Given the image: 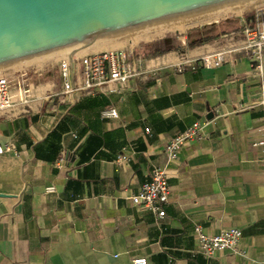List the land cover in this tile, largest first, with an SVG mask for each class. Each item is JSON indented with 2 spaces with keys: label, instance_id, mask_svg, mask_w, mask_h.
<instances>
[{
  "label": "crops",
  "instance_id": "0c3cea01",
  "mask_svg": "<svg viewBox=\"0 0 264 264\" xmlns=\"http://www.w3.org/2000/svg\"><path fill=\"white\" fill-rule=\"evenodd\" d=\"M252 18L156 41L160 55L131 51L157 78L108 95H62L59 66L30 73L31 103L0 111V264H264V148L253 146L264 138V78L241 33ZM222 51L217 68L177 70ZM112 109L119 120L104 117ZM196 121L210 122L208 138L168 163L166 144ZM124 149L131 160L117 165ZM155 167L171 191L161 219L131 201ZM197 224L209 236L240 229L238 251L198 253Z\"/></svg>",
  "mask_w": 264,
  "mask_h": 264
},
{
  "label": "water",
  "instance_id": "95a60500",
  "mask_svg": "<svg viewBox=\"0 0 264 264\" xmlns=\"http://www.w3.org/2000/svg\"><path fill=\"white\" fill-rule=\"evenodd\" d=\"M258 1L0 0V73Z\"/></svg>",
  "mask_w": 264,
  "mask_h": 264
},
{
  "label": "built area",
  "instance_id": "2783aa9c",
  "mask_svg": "<svg viewBox=\"0 0 264 264\" xmlns=\"http://www.w3.org/2000/svg\"><path fill=\"white\" fill-rule=\"evenodd\" d=\"M253 18L242 26L244 49L253 58V71L264 78V8L257 9ZM226 62L224 51L207 54L195 60L184 59L177 65L179 72L187 67L192 70L198 68L214 69ZM59 73L63 80L62 95L80 98L86 95H108L120 90L119 87L136 78H157L156 71L143 70L137 61L131 59L129 53L124 51H109L81 56H74L62 60L59 64ZM264 91V81H262ZM35 91L29 73H19L14 79L0 77V111L15 108L17 105L28 106ZM26 112V110L24 111ZM104 117L115 120L120 115L114 109L104 112ZM209 121H196L182 133L176 135L165 146V156L168 163H175L180 156L182 148L189 142L208 138ZM264 132V128H263ZM255 147L264 148V138L254 143ZM122 153L115 160L117 165L128 163L131 158ZM3 149L0 147V154ZM53 187L47 192H54ZM171 191L169 187V174L167 168L155 167L152 170L151 180L142 186L141 191L131 197L134 205L143 206L154 213L158 218L166 215L165 207L170 203ZM195 239L198 244V253L207 258H214L219 252H237L243 233L238 228L223 229L213 236L207 235L200 225L194 226ZM133 264H147L146 258L136 259Z\"/></svg>",
  "mask_w": 264,
  "mask_h": 264
},
{
  "label": "bare ground",
  "instance_id": "6f19581e",
  "mask_svg": "<svg viewBox=\"0 0 264 264\" xmlns=\"http://www.w3.org/2000/svg\"><path fill=\"white\" fill-rule=\"evenodd\" d=\"M260 3H263V5H262L263 7L262 8H264V0L258 1V2H255V3H251V4H248V5H244V6L238 7V8H234V9H231V10L220 12V13H217V14H213V15H209V16H206V17H202V18L191 20V21L183 22V23H180V24L168 26V27L157 29V30H154V31L142 33V34L131 36V37H128V38L116 40V41H113V42H109V43H105V44H102V45L90 47V48H87V49L79 50L76 54H74V56L78 57V56L86 55V54L108 52L109 50L116 49V48H122V47H125L127 45L131 46V47L135 46V45L137 46V44L139 42H141L143 40L146 41V40H148V39H150V38H152L154 36H157V35H161L162 36L163 34H165V33L167 34L169 32H172V33L173 32H183V31H185L188 28H191V27L194 28V26H197V25H200V24H203V23H207V22H210V21H213V20H218V18H220V17L224 18L225 16H228V15H234V16L235 15H241L242 16V14L245 11L249 10L252 7H255L257 4H260ZM150 41H151V39H150ZM62 56L66 59V58H69V56H71V54L70 55L69 54H65V55H62ZM55 58L56 57L51 58V59H47V60H44V61H40V62H37V63H33V64H30V65H26V66H23V67H19V68H16V69L17 70H21V71H29L30 69H33V68H35V69L41 68V67H44V66L48 65Z\"/></svg>",
  "mask_w": 264,
  "mask_h": 264
},
{
  "label": "rangeland",
  "instance_id": "374dc122",
  "mask_svg": "<svg viewBox=\"0 0 264 264\" xmlns=\"http://www.w3.org/2000/svg\"><path fill=\"white\" fill-rule=\"evenodd\" d=\"M263 3H260V4H257L255 7H252V8H250L249 10H247V11H245L243 14H242V16L241 15H228V16H225L224 18L223 17H220V18H218V20H213V21H210V22H207V23H203V24H200V25H197V26H194V28L193 27H191V28H188V29H186L185 31H183V32H169V33H165V34H163L162 36L161 35H157V36H154V37H152V38H150L151 39V41H150V39H148V40H143V41H141V42H139L138 44H137V46L135 45V46H125V47H122V48H116V49H112L113 51H124V52H126V53H130L131 51H133V50H136V49H139V48H143L144 46H146V45H148V44H150V43H154V42H156V41H160L161 39H165V38H176L177 36H182V35H184L187 31H189L190 29H196V28H202V27H208L209 25H211V24H214L215 22H218V21H222V20H225V19H232V18H236V19H245L246 17H248V16H250V15H252L257 9H260V8H262L263 6ZM254 9V10H253ZM159 36V37H158ZM112 50H109V51H112ZM108 51V52H109ZM78 51H76V52H72V53H68L69 55L71 54V55H74V54H76ZM62 56V55H61ZM63 57V56H62ZM62 60H64V59H62V58H60L57 62H55L54 64H50V65H46L45 66V68L44 67H42V68H37V69H43V70H40V71H36V70H32V71H30V72H27L28 74L29 73H31V74H37V73H43V72H45V71H52V70H56L57 68H58V66H59V63L62 61ZM15 74H18V73H8V74H5V75H7L8 77H13ZM0 77H3L2 75L0 76Z\"/></svg>",
  "mask_w": 264,
  "mask_h": 264
},
{
  "label": "trees",
  "instance_id": "16d2710c",
  "mask_svg": "<svg viewBox=\"0 0 264 264\" xmlns=\"http://www.w3.org/2000/svg\"><path fill=\"white\" fill-rule=\"evenodd\" d=\"M145 49L147 52L153 54V55H160L164 52V49H162L160 43H153L145 46Z\"/></svg>",
  "mask_w": 264,
  "mask_h": 264
}]
</instances>
